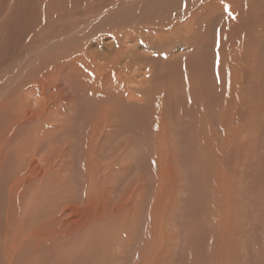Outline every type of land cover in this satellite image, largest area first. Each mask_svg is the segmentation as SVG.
Wrapping results in <instances>:
<instances>
[{"label":"bare ground","instance_id":"1","mask_svg":"<svg viewBox=\"0 0 264 264\" xmlns=\"http://www.w3.org/2000/svg\"><path fill=\"white\" fill-rule=\"evenodd\" d=\"M22 1L0 0V63L3 64L9 63L15 57V60H18L19 57L15 52V47L20 42L17 30L20 20L23 15H26L25 10L28 8L25 6V2L23 6ZM111 1L108 2L109 5L105 6L100 0H95V3L92 0L94 5L91 2L86 4L85 0L32 1L35 2L32 14L40 8L48 7V5L53 8L51 11L64 12L66 10H62L60 5L69 2V5H66L67 11L63 14L67 19L70 48L64 56L65 60H62L60 65L58 64L59 67L65 65L68 72L64 94L55 85L53 88L50 86V96L45 94L47 92L44 88H47L48 85L45 86L46 83L41 82L42 80L37 75L38 79L34 78L37 82L33 81V84L30 82L32 86L24 92L20 91L23 88H21L20 82L23 83V80L17 81L16 83L19 84L17 86H15L16 83L11 85L9 81L10 85L14 87L7 90L10 91L9 102L8 99L4 101V108L0 113H6L9 122L5 129L7 131L5 135L9 133L11 139L18 138L17 141L20 142H16L8 150L9 155L6 158L11 163L7 162L5 166L0 164V168L7 167L5 170L10 172L8 194L3 191L2 197L8 208H6L3 225L0 224V260L5 264H44L40 258L49 260L53 256L52 251L46 252L41 249L45 244L42 243L41 246V242L61 239L67 235L78 238L82 234L88 237L86 240L84 239L85 242L87 240L89 242L91 239L98 242L101 229L111 228L118 222V225L113 227L119 240L117 256H114L117 252L115 253L111 248L115 253L111 254L113 256L100 260L95 259L94 264H224V262L231 264L230 261L236 264H264V243L259 241L260 237L256 234L258 232L257 223H259L264 239V213L260 218L253 216V220L251 213L249 214L250 209L247 212L248 215L243 213V210L246 211L243 208L252 207L251 212L253 213L256 203L246 199L243 202L247 206L246 204L240 205L239 202L228 204L229 201L225 204L226 199L223 198V201L218 195V192L221 191L220 188L222 189V178L226 180L227 173L231 175L230 178L233 173L234 179L241 183L240 186L244 184V180L252 182L257 171H260L258 174L263 177L264 156H262L263 159L258 160L260 159L258 158V161H255L257 155L253 158L249 154L250 152L247 153L246 149L249 145L246 146V142H244L246 153H243V150L242 153H239L236 164L233 159L235 166L232 165V159H226L229 151L231 153L233 148L237 151L241 145L243 146L241 140L245 139L246 141L253 135L250 132H248L251 134L250 136L245 133L247 128L260 124L264 129V45H262L264 24L260 23L264 19V15L261 19L264 9L259 10L263 4L258 7L256 0L114 1L111 9L131 11V7H139L144 10L137 12L140 13V15L137 14L138 16L121 17L122 22L115 23L120 27L119 32L111 31L109 34L105 32L103 35L100 33V37H95L93 36L95 34L93 26L101 19L95 18V16L102 17L101 14L106 10L105 8L108 9L113 3ZM248 7H251L252 17L255 20L251 28L248 27L250 22L244 13ZM242 14L244 28L240 27L242 23L238 24ZM63 17L61 18L64 19ZM59 20L61 19H58V23ZM64 24L66 23L64 22ZM185 35L190 36L191 41H187V37L184 40L183 36ZM133 37H136L138 41L132 45L128 44ZM142 42H145L148 47L145 45L144 48ZM29 43L31 44V42ZM94 44L100 45L98 47ZM178 45H194L196 50L192 51L193 49H191L187 56H183L181 50L180 53L172 52ZM23 51L27 53L29 50L27 51L25 48ZM45 51H49V49ZM65 62L67 64H64ZM8 70L9 65L3 68L5 72ZM43 71L40 73L41 77L42 73L54 72V70ZM31 74L32 71L28 75L31 76ZM53 77L57 81L55 74ZM34 96L36 98H33ZM183 116L184 118L188 117L186 121ZM4 124L6 125V123ZM202 124H204L206 134L199 131L203 127ZM214 127H218L215 131H219L222 135V145L219 141L218 148L216 144L218 141L213 135ZM65 130H69L75 139L77 145L71 142L73 146L87 145L85 154V150L80 148L78 162L73 159H62L71 152V144L67 148L62 146L52 149L50 147L54 134ZM254 130L260 134L256 126ZM14 131L17 133L12 135ZM27 133L32 134V137L26 139ZM187 133H189L186 138L188 141L184 143ZM175 135L179 137L178 146L170 145L169 153L164 154V145L168 137L173 139ZM37 137L39 138L37 139ZM112 138L122 139L113 151L110 149L107 153L102 148L99 151L88 148L102 143L105 145ZM257 138L254 139V143H257ZM262 138L264 139V137ZM137 142L144 143L146 148L151 146L149 149L154 154V160L157 159V163L154 162L155 173L153 174L152 169L149 170V174L154 175L155 185L150 182L151 186H149V183L147 184L143 179L137 183L135 191L132 190V185L128 184L123 193L115 197L112 194L116 192V187L112 188L106 184L110 179L119 181L117 174L123 167H121L120 161L123 165L130 159L135 153L132 147H137L135 146ZM192 144L196 146L198 144V149L203 156L213 154L214 149L218 153L217 156L222 159H210L211 162L216 163V170L213 169L214 167L212 168L209 158L208 161L211 165L209 169L207 167L199 172L196 169L195 171L189 169L192 172L187 173L190 177H187L186 181L191 183V186L183 185L185 186L182 189L183 195L185 198L187 197V200L181 202V206L177 205L176 200L175 221H171L174 222L176 229L174 228L175 230L170 234V239L168 231L165 230L167 223L164 222L165 215L163 216L161 209L164 203V191L171 184L169 181L166 187L161 173L164 169L161 170L160 161L164 159V156L165 158L171 157V160L175 159V155L178 156L175 154L176 152H184V145H188L191 150ZM43 145L46 147L49 145L50 149L41 159L49 161H45L42 166H39L36 157L39 156L38 152ZM259 145L261 146V144ZM129 149L131 152L126 153L125 150ZM238 151L232 152L233 158H236ZM194 154L193 152L188 155L194 159L197 157ZM226 154L227 156H225ZM2 155L4 156V153ZM50 155L51 157H48ZM105 155L107 158H104ZM56 157L58 159H55ZM82 157L83 159H80ZM191 159L186 158L184 161L190 165ZM204 159L206 158L204 157ZM176 161L175 164L178 162ZM166 165L168 164L166 163ZM131 166L134 167L133 164H130L126 169H123L124 174L128 173ZM13 167L14 170L11 171ZM233 167L234 171L232 172ZM139 168L142 173H145L144 168ZM192 168H194V163H192ZM132 169L135 170V168ZM144 177L146 178V176ZM258 177L260 176H257L255 180H258ZM75 178L80 184H83L79 195L81 207L71 206L76 204L75 200L70 199L68 203H65L63 200L65 197H61L63 193L64 195L71 193V179ZM147 182L149 181L147 180ZM233 183L237 187L236 182ZM43 184L48 189L46 192L51 189L55 190L54 197L52 192H49L52 195L49 197L54 198L52 207L46 202L49 198L48 193L41 194L39 192L41 195L47 196V198L42 196L41 200L39 199L38 190L42 192ZM227 186L231 187L229 184ZM178 188L174 187V189ZM148 189L152 190V193L148 192L151 194L149 200H147ZM27 190L30 194L26 197L27 207H25L23 192ZM261 194L260 192L258 198ZM126 195L131 201L134 198V204L132 203L133 206H131L136 212L131 215L134 225L130 232L125 228L129 215L121 210L125 206L124 202L125 204L130 202ZM41 204L47 210L44 215L43 208L40 209ZM145 205L148 212L143 208ZM10 210L14 212V215ZM230 212L234 217L239 212L241 219L245 218L248 227L254 221L252 229L245 231L244 235H241L242 237L240 235L236 238L229 237L227 217ZM106 214L111 219H106L111 221L109 223L111 227L103 226ZM170 228L172 227L170 226ZM228 238L243 251L236 254L232 251L233 247L232 249L226 247ZM173 239L175 243L172 244ZM205 245L207 247L202 256L201 251ZM95 246L97 247V245ZM86 247L89 248L88 245ZM176 250L181 252L177 257H175ZM56 251L58 252V250ZM88 251L85 250V254ZM90 255L91 253L88 256ZM53 261L55 262L56 259H51L52 264ZM71 261L69 263L65 261L62 264H77Z\"/></svg>","mask_w":264,"mask_h":264},{"label":"rangeland","instance_id":"2","mask_svg":"<svg viewBox=\"0 0 264 264\" xmlns=\"http://www.w3.org/2000/svg\"><path fill=\"white\" fill-rule=\"evenodd\" d=\"M33 0H23L22 2H23V6H24V2H25V6H28V8L25 10V12H26V15H23L22 16V18H21V20H20V26H19V28H18V30H17V35H18V38H19V40H20V42L16 45V47H15V52H16V55H19V57H18V60H15L16 59V57L15 58H13L12 59V61H10L9 63H7V64H3V63H0V103L2 104V107L0 108V111H2V109L4 108V101L6 100V99H8V97L10 96V91H7V90H11V87H14V86H11V85H13L14 83H16L17 81L18 82H20L19 80H23V83L22 82H20V86H21V92H24V91H26V90H28L29 88H30V86H32V84H33V81H34V83L35 82H37V80L36 79H38V77H40L39 79L40 80H42L41 82H43L44 81V84H45V86H47V88H44L45 90H46V92L47 93H45V94H47L48 96H50L51 95V92H50V86H52V88L54 87V85L55 86H58V89H60V91L64 94L65 93V80H66V75H67V72H68V70H67V68H66V66L65 65H63V66H61V67H59V65L61 64L60 62L62 61V60H65V58H64V56H65V54H66V52L68 51V49L70 48V45H69V32H68V29H67V19H66V17H65V13H66V11H67V6L66 5H69L68 3H61V5H60V8L62 9V10H66V11H58V12H55V11H51V9H53V8H51L49 5H48V7H45V8H40L36 13H34V14H32L33 13V6H34V4H35V2H32ZM86 2V4L87 3H89V2H91V4H93L94 5V3H95V0H93V2H92V0H85ZM109 1H111V0H109ZM108 0H100V2L101 3H103L104 4V6L105 5H107L108 4V2H109ZM113 1V3H111V6H109L108 7V9H107V7L105 8L106 10H104V12H103V14H101V16L103 17H98L97 15L95 16V18H101L100 19V22L99 23H97V24H95L94 26H93V33H95V34H93V36H95V37H98L99 35H100V33H101V35H103V33H107V34H109L111 31H114V32H119V30H120V27L119 26H117L115 23H121L122 22V20L123 19H121V17L122 18H125L126 16H128V17H134V15H136V16H138V15H140V13H137V12H141V11H143L144 9H140L139 7H131V11H128V10H126V11H121L120 9H116V8H110V7H112L113 5H114V1H118V2H120V1H122V0H112ZM111 1V2H112ZM124 2H126L125 0H123ZM128 1H132V0H128ZM127 1V2H128ZM182 1H184V0H182ZM186 1H189V2H193V1H197V0H186ZM251 1V0H250ZM259 1V2H258ZM262 1V3H260ZM256 0V3H257V5H258V7L259 6H261V4H263L262 6H264V0ZM110 3V2H109ZM259 3V4H258ZM90 4V5H91ZM63 5V6H62ZM109 5V4H108ZM261 6V7H262ZM190 7H191V5L188 7L189 9H190ZM259 7V10L261 11L262 9H264V7ZM59 8V9H60ZM64 8V9H63ZM261 8V9H260ZM50 9V10H49ZM60 9V10H61ZM111 9V10H110ZM185 9H187V8H185ZM184 9V10H185ZM43 10V11H42ZM89 10H90V8H89ZM115 10V11H114ZM119 10H120V12H119ZM107 11V12H106ZM106 12V13H105ZM40 13H42L41 15H40ZM64 13V14H63ZM105 13V14H104ZM143 13V12H142ZM245 13V15H246V17H247V19L249 20V22H250V26H248L249 28H251L252 26H253V24H254V22H255V20H254V18L252 17L253 16V14H252V12H251V7H248L247 9H246V11L244 12ZM127 14V15H126ZM138 14V15H137ZM39 15V16H38ZM61 15V16H60ZM105 15V16H104ZM109 15V16H108ZM264 15V10H263V14L261 15V19H263L262 18V16ZM29 16V17H28ZM44 17V18H42V17ZM64 16V17H63ZM242 16H243V14L241 15V20L238 22V24H240L241 25V23H242V25H243V23H244V21H243V19H242ZM57 17H58V19H61V20H59V23H58V19H57ZM61 17H63L64 19H62ZM105 17V18H104ZM52 18V19H51ZM47 19V20H46ZM119 19V20H118ZM29 20V21H28ZM38 20H40V21H38ZM41 20H43V21H41ZM118 20V21H117ZM27 21V22H26ZM37 21V22H36ZM105 21V22H104ZM242 21V22H241ZM32 22V23H31ZM54 22V23H53ZM64 22L66 23V24H64ZM103 22V23H102ZM262 22V25L264 24V19L263 20H261L260 21V23ZM25 23V24H24ZM29 23V24H28ZM36 25H35V24ZM41 23V24H40ZM44 23V24H43ZM58 23V24H57ZM28 24V25H27ZM33 24H34V26H33ZM38 24H40V25H38ZM49 26H48V25ZM32 25V27H30ZM239 25V26H240ZM240 26V27H242V28H244V25L243 26ZM42 27V28H41ZM45 27V28H44ZM114 27H115V29H114ZM37 28V29H36ZM49 28V29H48ZM25 29H27V30H25ZM61 29V30H60ZM20 30V31H19ZM25 30V31H24ZM19 32V33H18ZM27 32V33H26ZM40 32H42V33H40ZM30 33L32 34L31 36H30ZM35 35V37H34V35ZM52 34V35H51ZM192 34V33H191ZM191 34H189L191 37H192V35ZM25 37H24V36ZM45 35H48L47 37L45 36ZM100 35V36H101ZM62 36V37H61ZM99 36V37H100ZM190 36H187V35H185V36H183V39L184 40H186L187 38L189 39L190 38V40H188L187 39V41H191V37ZM32 37V38H31ZM63 37H65V38H68V39H65V38H63ZM187 37V38H186ZM30 39V40H29ZM36 41H35V40ZM47 39V40H46ZM65 39V40H64ZM99 39V38H98ZM34 40V41H33ZM39 40H40V42H39ZM130 40H132V41H129L130 43H128V44H130V45H132V44H134L136 41H138V39L135 37H133L132 39H130ZM263 40H264V38H263ZM263 40H262V45H264V42H263ZM33 41V42H32ZM29 42H31V44L29 43ZM36 42V43H35ZM49 42V43H48ZM132 42V43H131ZM21 43H22V45H21ZM33 43V44H32ZM38 43V44H37ZM143 43V46H144V48H145V45L148 47V45L147 44H145V42H142ZM102 44H104L103 42H102ZM56 45V46H55ZM98 46L99 47V45L100 44H94V46ZM19 46H21V47H19ZM179 46V45H178ZM175 47L173 50H172V52H175V53H180L181 52V54L183 55V56H187L190 52H191V49H193L192 51H194V50H196V48H195V46L194 45H187V46H185V45H180L179 47ZM191 47V48H190ZM23 48V49H22ZM25 48H27V51L29 52H27L26 53V51H23ZM54 48V49H53ZM177 48V49H176ZM179 48V49H178ZM49 49V51H45V50H48ZM51 49V50H50ZM140 49V48H139ZM147 49V48H146ZM181 50V51H180ZM63 51V52H62ZM180 51V52H179ZM46 52V53H45ZM151 53V51H148V53ZM56 53V54H55ZM60 55V56H59ZM5 56H6V58H7V52H6V54H5ZM42 56V57H41ZM51 56V57H50ZM54 56V57H53ZM63 56V57H62ZM44 57H46V58H44ZM52 58V59H50V58ZM30 58V59H29ZM29 59V60H28ZM55 59V60H54ZM48 61V62H47ZM27 64V65H26ZM59 64V65H58ZM64 64H67V62H65ZM7 65H9V70L7 71V72H5V71H3V68H5ZM58 65V66H57ZM57 66V67H56ZM65 66V67H64ZM14 67V68H13ZM54 67H56L55 69H53ZM42 68H44L45 69V71H49V70H54V72L52 73V71L51 72H45V71H43L44 69H42ZM24 69V70H23ZM37 70L36 72H33V71H35V70ZM41 69V70H40ZM47 69V70H46ZM2 70V71H1ZM9 71H12V72H9ZM25 71V72H24ZM32 71V74H31V76L30 75H28V74H30V72ZM39 71V72H38ZM45 72V73H42L43 75H42V77H41V75H40V73L41 72ZM8 73V74H7ZM45 74V75H44ZM51 74V75H50ZM56 75L57 76V81L56 80H54V77H53V75ZM14 75V76H13ZM36 75L38 76V77H36ZM50 75V76H49ZM9 76V77H8ZM11 76V77H10ZM12 76H13V78H12ZM29 76V77H28ZM44 76V77H43ZM7 77V78H6ZM15 77V78H14ZM31 77H33V78H31ZM36 77V79H34ZM47 77H49L48 79H47ZM4 78V79H3ZM11 78V79H10ZM30 80H29V79ZM45 78V79H44ZM10 79V80H9ZM17 79V80H16ZM9 81H10V83H11V85H10V83H9ZM26 81V82H25ZM2 82H3V86H2ZM30 82H32V84H30ZM40 82V81H39ZM53 84H52V83ZM13 83V84H12ZM28 83V84H27ZM48 83H50V84H48ZM56 83V84H55ZM27 86H26V85ZM15 85V84H14ZM17 85H19L18 83H16V85L15 86H17ZM25 85V86H24ZM10 86V87H9ZM69 86V85H68ZM26 88V89H25ZM68 88V87H67ZM69 89H70V86H69ZM49 93H50V95H49ZM33 98H36L35 96L33 97ZM8 102H9V99H8ZM49 112H51V109H49ZM57 113V112H56ZM184 116H186V115H184ZM184 116H183V119H184V121H186L187 120V118L188 117H186V118H184ZM7 116H6V113H0V158H1V156H3L2 154L4 153V156L1 158V161H0V164L2 165V166H5L6 165V163L8 162V163H11L10 162V160L8 159L7 160V158L6 157H8V150H10V147H12L16 142H20V141H17V139L15 138V139H11V137H10V134L8 133V135H5V134H7V131H5V129L8 127V125H9V122H8V120H7V118H6ZM5 119H6V122H5ZM2 122V123H1ZM4 123H6V125L4 124ZM203 125V127L199 130L202 134H206V130H205V127H204V124H202ZM256 126V128H258V130L260 131V134H258L255 130H254V127ZM263 126L262 125H260V124H257V125H254V126H251V127H249V128H247L248 130H247V132L245 131V133L248 135V136H250L251 134L250 133H252L253 135L252 136H250L249 138H248V140H246L245 141V139H243V140H241V143L243 144V146L241 145V148L240 149H237V151L238 150H240V151H238V154L236 155V158H233L234 156L233 155H231L232 154V152L234 151V152H237L236 150H234V148L231 150V153H230V151L227 153L228 154V156H227V154L225 155V156H227L226 157V159H232V165L233 166H235L234 164H233V159H235V161H234V163L236 164L237 163V158L239 157V153L242 151L243 153H246L245 151L247 150V153H249L250 155H251V157H255L256 155V159H255V161L258 159V158H260V159H258V160H261V159H263L262 158V156H264V139L262 138V137H264V129L262 128ZM218 129V127H214V130H213V135H215L214 137H215V139H216V141H218L216 144H217V148H218V146H219V143L221 142V139H222V135H221V133L219 132V131H215V130H217ZM30 132V131H29ZM248 132H250V133H248ZM17 133V131H14V133L12 134V135H15ZM257 133V134H256ZM262 133V134H261ZM56 134V135H55ZM54 134V138H53V140H52V146H50L52 149H54V148H57V147H62V146H64V148H67V146L68 145H70L71 144V142L72 143H74L75 145H77L76 144V142H75V139L71 136V132L68 130V131H63V132H61V133H59V134H57V133H55ZM188 134L189 133H187V135H186V137H185V139H184V143L186 142V141H188V139H186V138H188ZM218 134V135H217ZM256 134V135H255ZM220 135V136H219ZM19 136V133H18V135H17V137ZM255 136V137H254ZM258 138H257V137ZM260 136H262V137H260ZM32 137V134H29V133H27L26 134V139H29V138H31ZM173 137V136H172ZM39 137H37V139H38ZM175 138V139H174ZM178 136H176L175 135V137H173V139H171L170 138V136L168 137V139H167V141H168V143H169V145H168V143H167V141H166V143H165V145H164V150H165V152H164V154H166L167 152L169 153V146L170 145H174V147H177L178 146ZM252 138V139H251ZM255 138H257V143H254V139ZM171 139V140H170ZM214 139V140H215ZM217 139H220V140H217ZM252 140V141H251ZM122 141V139L120 138V139H117V138H112L110 141H108V143H106L105 145H102V144H104V143H102V144H98V145H94L93 147H88V148H93L95 151H99V150H104V151H106L107 153H108V151L110 150V149H112V151L115 149V147H118V144L120 143ZM174 141V142H173ZM220 141V142H219ZM251 141V142H250ZM262 141V142H261ZM171 142H173V143H175V144H171ZM244 142H246L247 143V145L246 146H248V148L246 149V146H245V143ZM58 143V144H57ZM57 146H56V145ZM138 144V145H137ZM221 145H222V142L220 143ZM252 144V145H251ZM259 144H261V146L259 145ZM72 145V144H71ZM110 146V147H109ZM114 146V147H113ZM135 146H137V147H132L133 149H134V151H135V153L130 157V159L127 161V162H125L123 165L121 164V161H120V165H121V167H122V169H121V172H118V174H117V179L119 180V181H115L114 179H110L108 182H107V186H111L112 188H115L116 187V192L114 193V194H112L113 196H115V197H117L118 195H120V194H122L123 193V191H124V189L127 187V185L128 184H131L132 185V190L133 191H135V189H136V187H137V183L139 182V181H141V180H143L144 179V181L149 185V186H151V183L150 182H152L154 185H155V178L153 177L154 175H150L149 174V170L150 169H152V171H153V174L155 173V170H154V162H156L157 163V159L156 160H154V154H153V152L149 149L151 146H149L148 148H146L145 147V144L144 143H142V144H140V143H136V145ZM140 148H139V147ZM245 146V147H244ZM251 146V147H250ZM49 147V145L46 147V145H43L41 148H40V150H39V152H38V154H39V156L38 157H36L37 158V160H38V164H39V166H42L43 165V162H45V161H49L48 159L46 160V159H41V157H45V154L47 153V150H49L50 148H48ZM104 147V148H103ZM109 147V148H108ZM197 147V148H196ZM250 147V148H249ZM255 147H257V149H255ZM83 149V151H84V154L86 153V149H87V145H81V144H79L78 146H71V152H69V155H68V153H67V155H66V157H63L62 159H73L75 162H78V160H79V158H78V156L80 155V151H81V149ZM86 148V149H85ZM102 148V149H101ZM129 148V147H128ZM127 148V149H128ZM126 149V150H127ZM141 149V150H140ZM184 152H181V153H179V152H176L175 154H177L178 156H176L175 155V159H172L171 160V157L170 158H165V156L163 157L164 159L162 160V161H160V168H161V170L162 169H164V170H162L161 171V173L163 174V177H164V180H165V182H166V187L168 186V184H169V181H170V184L171 185H169L167 188H166V190L164 191V197H163V205H162V209H161V212L163 213V216H164V222L165 223H167L166 225H167V227L165 228V230H167L168 231V236H169V238H170V234L176 229L175 228V225H174V222H171V221H175V210L177 209V205H179V206H181L182 205V203L184 202V201H186L187 199V197L185 198V195H183V191H182V189H184V187L186 186V187H189V186H191V183H188L187 181H186V178L187 177H190V173L192 172V171H190V170H193V171H195V169H196V171L197 172H199V170H205V169H207V167H208V169H209V166H211L210 165V163H209V161H210V159H217V158H219L220 156H217L218 155V153H217V151H215L214 149H213V154H211V155H205V156H203L201 153H200V151H199V149H198V144H197V146L195 145V144H192V147H191V150H190V147L188 146V145H184ZM246 149V150H245ZM254 149V150H253ZM125 150V152L126 153H129V152H131L130 151V149L128 150V151H126ZM168 150V151H167ZM263 151V153H262V151ZM79 151V152H78ZM259 151V152H258ZM195 153L194 154V156L196 157V158H194V159H191V157L188 155V154H192V153ZM241 152V153H242ZM254 152V153H253ZM74 155H73V154ZM185 153V154H184ZM260 153V154H259ZM152 154V155H151ZM180 154H182V155H180ZM187 154V155H186ZM255 154V155H254ZM7 155V156H6ZM135 155V156H134ZM150 155V156H149ZM199 155V156H198ZM76 156V157H75ZM184 156V157H183ZM215 156V157H214ZM233 156V157H232ZM48 157H51V155L50 156H48ZM73 157V158H72ZM106 157V155L104 156V158ZM202 157H203V159H202ZM204 157L206 158V159H204ZM76 158V159H75ZM107 158V157H106ZM182 158V159H181ZM191 159V164L190 165H187L186 163H185V159ZM208 158H209V161H208ZM252 158V159H253ZM4 159H5V162H4ZM55 159H58L57 157L55 158ZM80 159H83V157L82 158H80ZM154 160V161H152V160ZM179 159V160H178ZM196 159V161H194ZM219 159H222V158H219ZM106 160V159H105ZM175 160H177L176 162H177V164H178V166H177V164H175L174 162H175ZM257 160V161H258ZM151 161V162H150ZM179 161H181V162H179ZM4 162V163H3ZM135 162V163H134ZM162 162V163H161ZM164 162V163H163ZM169 162V163H168ZM184 162V163H183ZM211 162V161H210ZM156 163H155V166H156ZM166 163L168 164V165H166ZM192 163H194V168H192ZM212 163V168L213 169H215L216 170V163H214V162H211ZM214 163V164H213ZM4 164V165H3ZM130 164H133L134 165V167L133 166H131L130 167V169L128 170V173L127 174H124V172H123V169H126L128 166H130ZM163 164V165H162ZM207 164V165H206ZM145 165V166H144ZM170 165V166H169ZM173 165V166H172ZM175 165V166H174ZM180 165V166H179ZM188 167H186V166ZM144 166V167H143ZM190 166V167H189ZM206 166V167H205ZM139 167H142V168H144V170H145V173L143 172H141V168H139ZM145 167H147V168H145ZM184 167H185V169H184ZM264 167V166H263ZM132 168H135V170L134 169H132ZM138 168V169H137ZM5 169H7V167L6 168H0V224H2L3 225V220H4V218H5V214H6V211H7V209L6 208H8L7 207V205H6V203H5V201H4V199L2 198L3 197V191H6V193H7V190H8V182H9V180H8V178H9V175H10V172L7 170H5ZM132 169V170H131ZM147 169V170H146ZM183 169V170H182ZM190 169V170H189ZM12 170H14V167L11 169V171ZM143 170V171H144ZM170 170V171H169ZM181 170H182V172H181ZM215 170H214V172H215ZM257 170H259V169H257ZM164 171V172H163ZM176 171H177V174H176ZM234 171V167H233V170H232V172ZM137 172V173H136ZM148 172V173H147ZM204 172V171H203ZM120 173V174H119ZM172 173H174V174H172ZM187 173H189V174H187ZM202 173V172H201ZM201 173H199V174H201ZM257 173V175L255 176V174H254V177L252 178L253 180H252V182L250 181V180H244L243 181V183L245 184H243L242 186L243 187H245L244 189L242 188V186H240L241 185V183L237 180V179H234L235 177H234V175H233V173H231L232 174V177L230 178V176L231 175H228V173H227V178H226V180L224 179V178H222V189L220 188V190L221 191H219L218 192V195L220 196V198H222V200H223V198H224V202H225V204H227L226 202H228V204L231 202V204H234V202L237 204V202H239V204L240 205H244V204H246V203H244L243 201L244 200H246V199H248V200H250V202H254V203H256V204H254L255 205V209H254V212L252 213L251 212V209H252V207H249V206H247V204H246V206L247 207H249V208H243V209H246V211L245 210H243V213H247L248 211H249V209H250V211H249V214L251 213V216L253 217H259L260 218V216L261 215H263V213H264V169H263V177L261 176V174L259 175L258 173H260V171H257L256 172ZM8 174V175H7ZM61 174V173H60ZM62 174H66L65 172H62ZM121 174H123V176L125 175V177H123V176H121ZM135 174V175H134ZM171 174H172V176H171ZM182 175V177H181V175ZM198 174V175H199ZM67 175V174H66ZM119 175V176H118ZM140 175V176H139ZM177 175V176H176ZM213 175V174H212ZM138 176L140 177V179L138 180ZM141 176H143L142 178H141ZM144 176H146V178L144 177ZM176 176V177H175ZM192 176V175H191ZM257 176H260V177H258V180H255V179H257ZM134 177V178H133ZM151 177V178H150ZM256 177V178H255ZM123 178V179H122ZM129 178V179H128ZM260 178H261V180H260ZM128 179V180H127ZM133 179V180H132ZM154 179V180H153ZM174 179H176V180H173ZM181 179V180H180ZM234 179V180H233ZM126 180V181H125ZM147 180L149 181V182H147ZM263 180V181H262ZM72 181V182H71ZM71 186L72 187H70V190H72L71 191V193L69 194V195H64V193H63V195L61 194V197H65L63 200H64V202L65 203H68V200H75L76 201V204H73V205H71V206H77V207H81L82 205L80 204V194H81V191H82V187H83V184L81 183H79L77 180H76V178L75 179H71ZM125 181V182H124ZM229 184V185H231V187H229V186H227L228 184L226 183V182ZM229 181V182H228ZM232 181V182H231ZM236 182V186L237 187H235V183H233V182ZM258 181V182H257ZM262 181V182H261ZM76 182V183H75ZM112 182V183H111ZM115 182V183H114ZM131 182V183H130ZM168 182V183H167ZM171 182H173V183H171ZM185 182V183H184ZM260 182H261V184H260ZM179 183V184H178ZM182 183V184H181ZM240 183V184H239ZM45 185L46 184H48V183H44ZM43 184V186H41L42 187V192L40 191V190H38V195H40L39 196V199L41 200V198H42V196L43 197H45V198H47V196L49 197V196H52V195H50L51 193H49V192H52V194H53V197H54V192H55V190H49V191H47L46 192V190H48V189H46V187H45V185ZM110 184V185H109ZM112 184V185H111ZM178 184V185H177ZM224 184H227V185H224ZM40 185H42V184H40ZM119 185V186H118ZM136 185V186H135ZM183 185H185V186H183ZM235 187L234 189L232 188L233 186ZM80 186V187H79ZM126 186V187H125ZM227 186V187H226ZM41 187H40V189H41ZM78 187V188H77ZM118 187V188H117ZM174 187L175 188H178V189H174ZM180 187H181V189H180ZM226 187V188H225ZM229 187V188H228ZM239 187V188H238ZM174 190H173V189ZM228 188V189H227ZM240 188H242V189H240ZM130 189V190H131ZM237 189H240V190H237ZM45 190V191H44ZM74 190H75V192H74ZM176 190V191H175ZM229 190V191H228ZM230 190H232V191H230ZM234 190H237V191H234ZM260 190H262V191H260ZM30 191V190H29ZM32 191V190H31ZM77 191V192H76ZM180 191H181V193H180ZM256 191H258L259 192V194H260V192L262 193L261 195H260V198H258L259 197V194H258V192H257V194H256ZM41 194H45V192H46V194H47V196H44V195H41ZM148 192L149 193H152V190H150V189H148V191H147V200H149V196L151 195V194H148ZM243 194H242V193ZM251 192V193H250ZM25 193V194H24ZM26 193H27V195H26ZM177 193H178V196H176L177 195ZM225 193H227V194H225ZM231 193V194H230ZM241 193V194H240ZM250 193V194H249ZM8 194V193H7ZM28 194H30V193H28V190L27 191H24L23 192V195H24V205H25V207H27V205H26V203H27V199H26V197H28ZM175 194V195H174ZM246 194V195H245ZM255 194V195H254ZM26 195V196H25ZM172 195V196H171ZM251 195V196H250ZM135 196V195H134ZM176 196V197H175ZM233 196V197H232ZM238 196H241V197H239L238 198ZM246 196V197H245ZM53 197H49L48 199H50V200H46V202L47 203H49L48 205L50 206V207H52V205H53V201H54V198ZM126 197H127V199H129V196L128 195H126ZM229 197V198H228ZM248 197V198H247ZM249 197H250V199H249ZM167 198V200H165ZM178 198H180L179 200H178ZM228 198V199H227ZM44 199V198H43ZM253 199H256V200H253ZM39 200V201H40ZM130 200V202H129V204H125V202H124V208H121V210H123L124 212H126V214H128L129 216H128V218H127V221H126V226H125V228H126V230H128L129 232L132 230V228H133V222H132V219H131V215H133L134 213H136L135 211H133V208H132V206H133V204H134V198H133V201H131V199H129ZM170 200V201H169ZM176 200H177V202L179 203H177L176 202ZM232 200H234L233 201V203H232ZM237 200H239V201H237ZM258 200H259V202H258ZM126 201V200H125ZM165 201H166V203H165ZM174 201V202H173ZM241 201V202H240ZM256 201V202H255ZM261 201V202H260ZM41 202V201H40ZM52 202V203H51ZM63 202V204H64V206H65V203ZM127 202V201H126ZM182 202V203H181ZM224 202H222L223 204H224ZM133 203V204H132ZM172 203V204H171ZM176 203H177V205H176ZM260 203V204H259ZM166 204H168L167 206H166ZM174 204V205H173ZM231 204H230V206H231ZM132 205V206H131ZM176 205V206H175ZM64 206H63V208H64ZM169 206H171V207H169ZM258 206V207H257ZM142 207V206H141ZM141 207H139V208H141ZM42 204H41V207H40V209L42 210ZM144 209H146V211L148 212V208H147V206L145 205L144 207H143ZM39 209V210H40ZM170 209H171V211H170ZM260 209H263V210H260ZM108 211L110 210V208L109 209H107ZM166 210V211H165ZM179 210V209H178ZM42 211H44V212H42ZM41 212L43 213V215L46 213V209L45 208H43V210H42ZM145 211V210H144ZM143 211V212H144ZM164 211V212H163ZM10 212L14 215V212L12 211V210H10ZM123 212V213H124ZM134 212V213H133ZM166 212V213H165ZM133 213V214H132ZM169 215H168V214ZM239 212H237V214H236V216L234 217L233 216V214L230 212L229 214H228V217H227V219H228V228H229V237H231V238H236V237H238L239 235L241 236H243L244 234V232L245 231H247V230H251L252 229V225L254 224V221L252 222V224L248 227L247 225H246V221H245V218H243V220L241 219L242 217H241V214H238ZM242 213V212H241ZM259 215H258V214ZM248 214V213H247ZM248 214V215H249ZM257 214V215H256ZM230 215V216H229ZM256 215V216H255ZM231 216H233V217H231ZM254 217H253V220H254ZM263 218H264V215H263ZM263 218H261V219H263ZM106 219H110L109 217H108V214H106L105 215V221L103 222V226H110V220H106ZM235 219V220H234ZM11 220H13V221H15V219H12L11 218ZM238 222H237V221ZM233 221V222H232ZM234 221H235V223H234ZM242 221V223H240ZM256 221V220H255ZM257 223V222H256ZM170 224V225H169ZM231 224V225H230ZM236 224V225H235ZM115 225H118V222L117 223H115ZM114 225V226H115ZM241 225V226H240ZM246 225V226H245ZM114 226H110L111 228H102L101 229V233H100V236H102V237H100L99 236V240H98V242H95V241H92V239H91V241L89 240V242H88V240L85 242V240L88 238V237H86V235L85 234H82V235H79L78 236V238H77V236H74V237H70V236H64L63 238H61V239H53V240H51V241H46V242H41L40 243V245L42 246V243H45L43 246H42V250H44V251H52V256H53V258H51V259H56V261L54 262L53 261V264H62V263H64L65 261L67 262V263H69L71 260H73V261H71V262H75V263H77V264H94V262L93 261H95V259H102V258H105V257H110V256H113L117 251H119V249H118V243H119V240H118V238H117V236H116V232H115V229L113 228ZM170 226L172 227V228H170ZM233 227V228H232ZM257 227H258V232L256 233L257 234V236L258 237H260V238H258L259 239V241L260 242H262V243H264V239H263V237H262V227H261V225H259V223H257ZM9 228L11 229L12 228V226L10 225L9 226ZM175 228V229H174ZM235 228V229H234ZM237 228V229H236ZM250 228V229H249ZM234 230H235V232H234ZM13 231V230H12ZM231 231H233V232H231ZM232 233V234H231ZM241 233V234H240ZM115 236V237H114ZM241 236V237H242ZM109 237V238H108ZM66 239V242H65V239ZM106 238V239H105ZM108 238V239H107ZM73 239H74V241H73ZM76 239V240H75ZM85 239V240H84ZM104 239V240H103ZM171 239V238H170ZM68 240H70V241H68ZM117 241V242H116ZM227 244H228V246L226 245V247H230L231 249H232V247H233V249L234 250H232L233 252H235L236 254L238 253V252H242L243 251V249L242 248H239L238 247V245H236L235 243H233L232 241H230V238H228L227 239ZM102 242V243H101ZM104 242H105V244H104ZM110 242V243H109ZM115 242V243H114ZM99 243V244H98ZM173 243H175V241H174V239L172 240V244ZM50 244V245H49ZM72 244V245H71ZM110 244V245H109ZM112 244H114V245H112ZM116 244V245H115ZM231 244V245H230ZM88 245V247L89 248H87L86 246ZM91 245H92V247H91ZM95 245H97V247L95 246ZM230 245V246H229ZM102 246V247H101ZM109 246H112V247H109ZM252 246V245H251ZM260 246V245H259ZM69 247V248H68ZM206 245L204 246V248L202 249L203 251H201V254H202V256H203V254L205 253V250H206ZM50 248V249H49ZM97 250H96V249ZM115 251V253H114V251L112 250V249ZM90 249V250H89ZM239 249H241V250H239ZM256 249L258 250V247H256ZM56 250H58V252L56 251ZM85 250L86 251H88V253L87 254H85ZM94 250H95V252H94ZM237 250H239V251H237ZM100 251V252H99ZM60 252V253H59ZM89 253H91V255L90 256H88L89 255ZM102 253V254H101ZM99 254H101V255H99ZM109 255V256H107V255ZM111 254H113V255H111ZM117 254H118V252L114 255V256H117ZM181 254V252H180V250H176V256L175 257H177V256H179ZM85 255H87L86 257H85ZM103 255V256H102ZM170 255V254H169ZM91 256H92V258H91ZM93 256H95V257H97V258H93ZM56 257V258H55ZM58 257V258H57ZM51 259H49V260H45V259H42V258H40V261H42L44 264H52V262H51ZM93 259V260H92ZM58 260V261H57ZM83 260V261H82ZM92 260V261H91ZM90 261V262H89ZM48 262H50V263H48ZM230 263L231 264H236V263H234V262H231L230 261ZM0 264H5L3 261H1L0 260ZM224 264H225V262H224Z\"/></svg>","mask_w":264,"mask_h":264}]
</instances>
